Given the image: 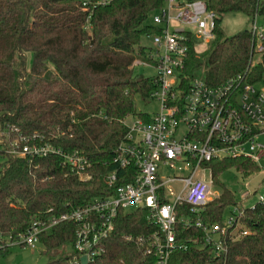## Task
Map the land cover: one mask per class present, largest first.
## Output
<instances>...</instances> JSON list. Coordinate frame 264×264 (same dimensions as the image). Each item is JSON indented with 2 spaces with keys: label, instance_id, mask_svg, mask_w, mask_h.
Returning <instances> with one entry per match:
<instances>
[{
  "label": "trees",
  "instance_id": "trees-1",
  "mask_svg": "<svg viewBox=\"0 0 264 264\" xmlns=\"http://www.w3.org/2000/svg\"><path fill=\"white\" fill-rule=\"evenodd\" d=\"M97 1L0 0V128L15 124L24 133L42 134L91 163L89 177L80 178L58 156L29 163L0 149L5 158L0 163V256L8 254L11 242L26 234L34 220L46 221L112 194L105 177L115 168L114 153L127 131L124 120L131 115L149 119V114L136 112L135 99L152 100L157 80L135 74L134 62L148 60L149 48L141 38L158 29L145 22L166 0ZM204 1L216 13L215 39L204 56L190 45L183 73L211 86L246 71L251 82L257 81L264 72V53L252 64L249 29L225 36L219 25L234 12L264 18V0ZM208 165L213 185L230 168L245 177L259 171L257 162L242 157L213 159ZM230 205H237L235 196L222 186L203 211L183 209L192 220L223 225V211ZM154 229L145 209L119 211L103 241L105 253L90 264H155L137 241ZM240 229L247 234L236 239L226 234V251L216 255L201 228L177 224L176 239L184 247L172 252L169 264H264V200L244 208ZM76 230L75 223L60 222L37 236L48 255L45 264H71ZM127 236L133 239L127 241ZM60 248L70 251L55 256Z\"/></svg>",
  "mask_w": 264,
  "mask_h": 264
},
{
  "label": "built area",
  "instance_id": "built-area-1",
  "mask_svg": "<svg viewBox=\"0 0 264 264\" xmlns=\"http://www.w3.org/2000/svg\"><path fill=\"white\" fill-rule=\"evenodd\" d=\"M215 18L216 13L204 0H166L153 12L151 25L158 33L150 36L156 48L149 49L147 61L136 60L134 65H152L157 81L151 98L160 104V111L149 115L148 120L136 115L130 123L128 117L124 120L127 131L114 153L115 168L105 177L113 193L46 221L34 220L26 234L10 245L24 243L33 248L41 232L60 222H73L77 230L71 264H82L83 256L90 264L105 253L103 241L114 229L118 212L136 209H145L147 221L155 226L153 232L137 239L144 255H152L155 264H169L172 252L184 247L176 239L177 224L201 228L205 242L213 245L216 255L226 251V234L232 239L247 234L240 229L243 212L238 207L234 217L223 225L192 220L183 209L188 206L189 212L197 214L212 199L210 161L242 157L257 162L264 153L256 140L264 131V72L254 82L246 71L216 86L198 76L188 80L183 73L189 47L193 44L195 48L194 39L205 44L215 39ZM257 19L254 15L249 27L252 58L258 55L252 64L264 53V26ZM172 21L178 25L172 26ZM0 149L29 163L58 156L80 178L89 177L91 163L84 154L65 151L42 134L24 133L15 124H7L0 132ZM161 167L172 169L174 175L163 177ZM127 178L130 180L120 182ZM174 186L180 188L175 192ZM132 239L126 237L127 241Z\"/></svg>",
  "mask_w": 264,
  "mask_h": 264
},
{
  "label": "rangeland",
  "instance_id": "rangeland-1",
  "mask_svg": "<svg viewBox=\"0 0 264 264\" xmlns=\"http://www.w3.org/2000/svg\"><path fill=\"white\" fill-rule=\"evenodd\" d=\"M153 13H151L145 23L152 24ZM258 24L264 26V18L258 17ZM172 26L178 25L176 21H172ZM251 25V19L241 12L228 13L223 16L220 23V28L225 36H232L241 32L244 29H249ZM191 29V27H188ZM195 50L198 55H206L210 50V44H205L199 39H194ZM141 44L149 49L154 50L155 44L152 41L150 35L143 36L141 38ZM254 61L258 60V55L254 56ZM135 74H143L146 76L153 75L154 69L152 65H134ZM136 112H142L149 115H153L160 111V104L156 100H150L149 102L142 101L139 97L135 99ZM133 116L127 118V122L130 123ZM4 128H0V132ZM256 140L262 145L264 151V131L257 135ZM5 158L0 157V163ZM257 165L259 171L245 177L238 173L235 169L230 168L223 171L218 176L219 185L212 186V199L217 197L222 192V186L230 190L237 202V205H230L226 207L222 214V223L227 224L230 217H234V212L237 207L243 212L244 208L252 207L259 200L260 196H264V153L258 159ZM163 177H170L174 175V171L168 167H161L159 172ZM208 176V173H205ZM180 186V185H179ZM174 186L173 190L176 192L180 187ZM241 215L239 216V218ZM43 246L40 243H36L35 246H10L9 252L5 256H0V264H45L48 260V255L43 253ZM70 251L69 248H60L55 250L53 254L60 256Z\"/></svg>",
  "mask_w": 264,
  "mask_h": 264
},
{
  "label": "water",
  "instance_id": "water-1",
  "mask_svg": "<svg viewBox=\"0 0 264 264\" xmlns=\"http://www.w3.org/2000/svg\"><path fill=\"white\" fill-rule=\"evenodd\" d=\"M81 263H82V264H86V263H87L86 258H85L84 256L81 257Z\"/></svg>",
  "mask_w": 264,
  "mask_h": 264
},
{
  "label": "crops",
  "instance_id": "crops-1",
  "mask_svg": "<svg viewBox=\"0 0 264 264\" xmlns=\"http://www.w3.org/2000/svg\"><path fill=\"white\" fill-rule=\"evenodd\" d=\"M22 247V246H21ZM24 247V246H23Z\"/></svg>",
  "mask_w": 264,
  "mask_h": 264
}]
</instances>
